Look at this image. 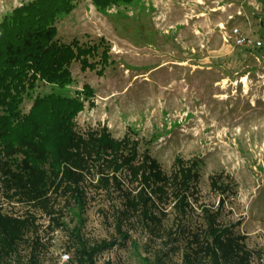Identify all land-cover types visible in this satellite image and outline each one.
I'll return each instance as SVG.
<instances>
[{"label": "rangeland", "instance_id": "rangeland-1", "mask_svg": "<svg viewBox=\"0 0 264 264\" xmlns=\"http://www.w3.org/2000/svg\"><path fill=\"white\" fill-rule=\"evenodd\" d=\"M30 1L0 0V22ZM56 27L62 43L104 40L108 64L99 72V64L82 69L75 61L70 84L39 83L33 95L54 91L78 98L83 104L74 119L78 133L106 131L115 140L128 139L167 174L177 159L197 160L199 178L183 225L202 224V207L218 210L219 224L242 237L249 264H263L264 0H118L104 9L92 0H76ZM235 27L261 45L233 44ZM85 86L92 94L83 91ZM31 103L25 98L22 111ZM124 181L123 188L136 186ZM86 194L82 225L65 212L63 225L47 227L48 218L36 212L41 246L35 263L29 236L1 256L0 264H77L71 247L76 225L88 247L116 242L93 256L95 264H183L185 240L171 203L161 205L166 216L158 215L160 224L154 226L135 214L124 218L121 230L128 238L123 239L115 213L124 208L119 190L106 193L86 184ZM0 207L14 216L29 209L7 200L1 187Z\"/></svg>", "mask_w": 264, "mask_h": 264}, {"label": "trees", "instance_id": "trees-1", "mask_svg": "<svg viewBox=\"0 0 264 264\" xmlns=\"http://www.w3.org/2000/svg\"><path fill=\"white\" fill-rule=\"evenodd\" d=\"M75 1L32 0L0 22V187L7 200L29 208L14 216L0 207V257L30 236V260L35 263L36 248L41 246L36 212L48 218L47 227L63 225L65 212L82 225L86 184H90L106 193L118 189L124 198V208L115 212L123 239L128 238L121 230L124 218L135 214L154 226L166 216L161 205L171 203L174 218H179L177 231L185 240L183 264H249L250 252L242 237L219 224L218 210L202 207V224L194 229L183 225L199 178L197 160L186 164L177 159L167 174L148 153L140 156L137 145L128 139L115 140L106 131L78 133L74 119L83 108L78 98L54 91L33 95L39 83L59 88L70 84V66L75 61L82 69L99 64V72L108 64L104 40L89 45L76 39L62 43L57 38L56 22L71 12ZM92 1L104 9L118 0ZM95 56L97 61L89 60ZM83 91L92 94L87 86ZM25 98L32 101L27 112L21 109ZM124 179L136 183L133 190L123 188ZM212 185L217 186L215 180ZM59 200L61 207H57ZM71 232L76 237L71 247L77 264H95L93 256L116 243L88 247L79 237L80 226Z\"/></svg>", "mask_w": 264, "mask_h": 264}, {"label": "built area", "instance_id": "built-area-1", "mask_svg": "<svg viewBox=\"0 0 264 264\" xmlns=\"http://www.w3.org/2000/svg\"><path fill=\"white\" fill-rule=\"evenodd\" d=\"M230 39L232 40L233 44L240 46V47H248V46H260L261 41H251L245 34L239 31L238 28H232L230 31ZM62 259L66 261L68 259V254H63Z\"/></svg>", "mask_w": 264, "mask_h": 264}]
</instances>
